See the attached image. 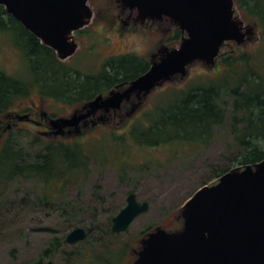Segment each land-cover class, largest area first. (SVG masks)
Wrapping results in <instances>:
<instances>
[{"label":"rangeland","instance_id":"rangeland-1","mask_svg":"<svg viewBox=\"0 0 264 264\" xmlns=\"http://www.w3.org/2000/svg\"><path fill=\"white\" fill-rule=\"evenodd\" d=\"M238 1L234 0L237 13L257 29L252 41L242 46L233 43L235 46H226L223 52L228 53L224 58H247V63L231 69L220 61L222 67L212 72L201 63L195 65L190 77L152 94L146 108L128 128L104 126L89 133L79 142L87 163L76 171L67 168L66 179L49 182L44 178H17L6 185L0 195V264H132L136 258L133 250L148 229L160 225L177 228L180 209L200 188L216 183L219 174L243 166L252 148L264 150L263 134L257 130L252 134L246 109L235 112L237 97L231 92L238 83L236 74L254 79L256 73L264 82V19L261 12L256 17L252 14L256 0H240L242 4L249 1L248 7ZM261 2L264 5V0ZM91 6L95 20L78 35L82 46L74 57L63 62L53 51L39 50V72L45 79L40 86L31 61L18 45L19 31L10 30L11 16L1 14L5 21L0 24V72L28 86L27 95L16 94L12 107H28L38 101L41 92L39 98H44L47 111L56 116L69 115L78 103L59 98L55 91L65 93L83 83L88 75H99L114 56L134 54L148 61L158 44L162 45L161 28H132L119 38V25L111 24L112 13L120 9L116 0H91ZM171 32L166 35V44L173 48L179 44L168 41ZM210 86L220 89L218 99L225 112V121L214 128L212 138L146 146L134 137V132L150 129L162 108L192 90ZM246 88L243 84L242 89ZM257 126L264 125L258 122ZM37 133L35 128L23 126L8 134L18 148L25 150L27 162H34L36 153L49 144L38 143ZM246 135L250 144L243 142ZM65 142L77 144L75 140ZM132 193L141 203H149L150 209L125 233L117 234L113 219L127 206ZM79 227L87 230V239L70 244L69 234Z\"/></svg>","mask_w":264,"mask_h":264},{"label":"water","instance_id":"water-1","mask_svg":"<svg viewBox=\"0 0 264 264\" xmlns=\"http://www.w3.org/2000/svg\"><path fill=\"white\" fill-rule=\"evenodd\" d=\"M119 3L124 11L135 12L141 24H157L166 35L179 30L181 41L173 48L163 42L151 58L149 70L124 91L106 98L97 96L85 113L76 111L52 119L56 137L65 136L67 130L79 128L90 118L102 121L111 108L133 96L139 100L131 113L136 114L143 99L167 84L187 79L195 65L201 63L208 72L218 69L225 45H246L257 29L237 14L234 0ZM0 6L63 62L78 53L76 34L95 17L91 0H0ZM76 135L82 136L80 130ZM149 209V203L130 194L127 206L113 219V231L125 233ZM179 218L182 224L177 229L160 225L147 232L133 250L136 258L132 264H264V159L228 170L217 183L204 185L180 209ZM87 237V230L79 227L67 241L78 244Z\"/></svg>","mask_w":264,"mask_h":264},{"label":"trees","instance_id":"trees-1","mask_svg":"<svg viewBox=\"0 0 264 264\" xmlns=\"http://www.w3.org/2000/svg\"><path fill=\"white\" fill-rule=\"evenodd\" d=\"M238 2L241 6L248 7L249 1L243 4L240 3V0ZM255 3L257 6L256 9H253L252 14L256 17L261 12L259 15H262L264 19V5L261 0H256ZM1 14H6L5 8L2 6H0V24L5 21V17L1 16ZM10 22L13 25L10 30L19 31L18 45L31 61L35 78L40 86L42 79L43 81L45 79L39 72L41 60L39 50L44 48L51 49L43 46L32 33L26 31L19 21L12 16L10 17ZM171 34L172 37L170 36L168 41L172 45L179 44L181 32L174 29ZM118 59L113 58L112 60L116 61ZM121 59L124 61L122 62V66H125L127 71L130 70V66L132 68L135 67V70L131 72L135 78H138L149 70L150 65L148 61L140 56H130ZM221 62L225 67L227 66L232 69L235 66L242 65L243 62L247 63L248 59L223 57ZM227 71L230 73L231 70L227 68ZM108 75V72H105L103 76L88 75L87 82L84 81L76 88L65 93L55 91V94L59 98L68 99L73 102H83L90 99L92 93L95 91L93 88L96 87L97 89V86H103L101 77H107ZM232 75H235V72ZM236 76L238 83H236V88L233 87L231 90L232 94L237 97L235 112H238L240 109H246L250 115L248 122L252 127L251 132L257 130V133H262L264 136V131H261V129H264V126H257L258 122L264 125L263 78L256 73H253L254 79H251L247 74L243 76L236 74ZM243 84L247 85L246 90L242 89ZM27 89L28 86L21 80L0 72V101L6 98V101L10 102L16 94L26 93ZM220 94V89L215 86L192 90L182 99L174 101L169 107L162 108L159 113L160 115L153 120L150 129L137 131L136 134L134 132V137H136L140 144L146 146H159L163 143L176 141L198 142L210 139L212 138L214 128L222 125L225 121L224 108L220 105L218 99ZM252 134L255 133L252 132ZM252 134L249 135L248 133V136L251 137ZM248 136L244 137L243 142L250 144L249 141H246ZM37 141L38 143L41 142L39 139ZM26 157L25 150L20 147L18 148V145L12 139H8L2 145L0 148V195L6 190V185L17 178H44L49 182H54L62 178L66 179V175L64 174L67 168L76 171L79 168H83L87 163V158H84L83 149L80 147L79 142L74 146L62 141L49 142L43 150L36 153L34 162H27ZM263 159L264 150L256 147L249 150L243 164H254ZM222 175L219 174V177ZM181 224L182 221H180L177 228ZM150 230L152 229H148L143 235Z\"/></svg>","mask_w":264,"mask_h":264},{"label":"flooded vegetation","instance_id":"flooded-vegetation-1","mask_svg":"<svg viewBox=\"0 0 264 264\" xmlns=\"http://www.w3.org/2000/svg\"><path fill=\"white\" fill-rule=\"evenodd\" d=\"M116 4H117L118 9L119 8L120 9L118 11H114L112 13L113 17L111 19V24H112V26L119 25V28H118L119 29L118 30L119 38L122 39L126 35L125 30H132V28H134L135 30H140V28H141L144 31L154 30L157 28L159 29V26L157 24H152L149 21H147L144 24H141L140 22H138L137 18L135 17V15H136L135 12L124 11L120 6L119 1H117V0H116ZM236 7H237V5H236ZM104 20H107V18H104ZM22 27H23V25H22ZM115 28L116 27H114V29ZM83 31L84 30L77 32V34H76V39L80 44V48L82 45L80 43V39H79L78 35L80 33H82ZM161 31L163 32L162 29H161ZM166 37H167L166 34L163 32L162 44H163V42L166 44ZM160 46L161 45L158 44L156 52H154L150 55L149 60H148L149 65H151V58L155 54L158 53ZM226 46L233 47V46H235V44H233V42H228L225 45V47ZM224 49L225 48H223V50ZM234 53L235 52H232V54H234ZM225 54L228 55V53H225ZM130 56H136V55L125 54V55H120L118 57L114 56V58H119V59L116 61H114V60L108 61L107 64L105 65L102 73H100L98 75V76H103L105 72H108V74H109L107 77H101V82H103V86H97V89H96V87L93 88V89H95V91H94V93H92L90 99H87L83 102H77L78 105L74 108L73 112L69 115L56 116V115L50 113L49 111H47L45 109L44 103H43L44 98H42V101H40V98H41V94H40L41 92L40 91L37 92V93L40 92L38 95V101L34 100L32 102V104L26 108L22 107L20 104L18 105L19 108L12 107L10 105V103L12 101L8 102V101H6V98L1 99V101H0L1 102L0 103V115H1L0 116V140H1L0 148L9 139L8 138L9 133H12L15 130L18 131L19 129L23 128V126L35 128V130L38 132L37 133L38 139L41 141H46L48 143L49 142H56V141L65 142L67 140H75L77 142H81L89 135V133L96 132L100 127H104V126L116 127L117 129L128 128L131 125V123L133 122L134 117L141 110L146 108V106L148 105V100L152 94L148 98L143 99L140 110L134 115H132L131 113L133 111V108L135 106H137V104H139V100H138L137 96H133L129 100H124L118 108H111L108 111V114H107L108 117L104 118L102 121H97L96 118H90L87 120L86 124H82L79 128L67 130L65 132V136H63V137H56L55 136L54 128L52 126V119L61 118V117H69L76 111L85 113V110H86L85 107L88 106L89 102L94 100L97 96L103 95L104 98H106V97L110 96L113 92H117V91L122 92L126 88H128L130 86L131 82L136 79L135 77H133L134 74L131 73L132 71L135 70L134 69L135 67L132 68L130 66V70L127 71L126 67L122 66L123 65L122 62H124V61L121 58L130 57ZM133 63L135 64V62H133ZM220 66H221V64H220ZM84 81L87 82V77ZM162 89L163 88H160L157 91H155L154 93H156ZM24 95H27V94L23 93V96ZM14 98L15 97H13V99ZM22 116H27V118L23 119ZM77 130H80V133L82 134V136L76 135Z\"/></svg>","mask_w":264,"mask_h":264},{"label":"clouds","instance_id":"clouds-1","mask_svg":"<svg viewBox=\"0 0 264 264\" xmlns=\"http://www.w3.org/2000/svg\"><path fill=\"white\" fill-rule=\"evenodd\" d=\"M133 39H136L135 37H133Z\"/></svg>","mask_w":264,"mask_h":264}]
</instances>
